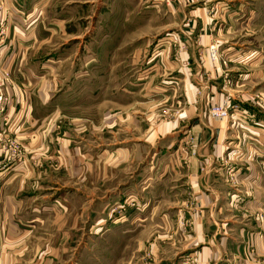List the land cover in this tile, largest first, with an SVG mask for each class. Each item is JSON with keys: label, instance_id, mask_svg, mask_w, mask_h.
<instances>
[{"label": "crops", "instance_id": "crops-1", "mask_svg": "<svg viewBox=\"0 0 264 264\" xmlns=\"http://www.w3.org/2000/svg\"><path fill=\"white\" fill-rule=\"evenodd\" d=\"M148 2L133 29L130 7L118 20L100 0H3L5 129L22 153L0 159V264H68L69 236L84 235V188L116 169L132 171L125 190L135 197L136 185L156 186L148 201L174 207L126 219V236L134 216L141 226L129 249L139 260L131 252L125 264H180L182 252L188 264H264V0ZM86 27L97 30L85 37ZM211 43L227 66L209 59ZM224 96L252 119L208 116V101ZM164 104L178 116L157 120Z\"/></svg>", "mask_w": 264, "mask_h": 264}, {"label": "rangeland", "instance_id": "rangeland-1", "mask_svg": "<svg viewBox=\"0 0 264 264\" xmlns=\"http://www.w3.org/2000/svg\"><path fill=\"white\" fill-rule=\"evenodd\" d=\"M150 3L151 0H147ZM146 0H100L101 7L112 5L114 8L117 9V15L118 20H120L122 14H123V8L126 6L127 8H131L133 12L132 20L133 29L135 25L139 24L142 19H144V15L146 13V9L143 7L147 5ZM3 2V0H1ZM3 5V3H2ZM120 9L121 12L119 11ZM136 10L138 12L136 13ZM89 13V12H86ZM128 13V12H127ZM130 14V13H129ZM130 16V15H129ZM107 14L106 12H103L102 18H106ZM97 29L93 27H86L85 28V34L87 36L94 34ZM125 30V29H123ZM170 30H166L162 32L159 38L163 37L167 33H169ZM169 36V35H166ZM89 38H86V41ZM158 38H155L154 40L157 41ZM163 40L165 42L166 38L163 37ZM85 41V40H84ZM155 41V42H156ZM172 41V40H171ZM164 42L161 40H158L154 46L160 47L164 45ZM92 45V44H91ZM153 50H151L150 54ZM220 52V51H219ZM119 61V60H118ZM128 61V59H126ZM108 63V60L102 61L103 63ZM122 66L124 65V60L120 63ZM119 66V65H118ZM121 71V69H120ZM135 73V72H133ZM224 75V74H223ZM121 76V75H120ZM103 77L105 78V81L108 80V75H105ZM221 77L222 74H221ZM102 80V79H101ZM227 98L224 96L223 99ZM216 102V103H220ZM211 104H214V102L208 101L207 103V109L206 114L210 116L208 109ZM180 107L177 106H167L164 104V106H161L158 110L159 113H157V120H169L172 118H176L179 114ZM211 117V116H210ZM213 118V117H211ZM217 119V118H216ZM188 123H183L181 127L179 128V133L181 136H184L188 134L189 127ZM104 143L108 142V137L101 138ZM182 145L185 147H190L192 145L191 139H184L182 140ZM171 151H173L171 149ZM168 156V155H163ZM172 156V155H170ZM166 164L168 162V159H165V161H157L155 164ZM152 169H155L152 168ZM155 171V170H154ZM132 171H125L122 169H116L114 171L106 170L104 174L101 175V183L99 186H96L92 188L85 187V199L83 208H84V218L80 222V226L84 228V235L81 238V235L78 236V240H76V236L72 235L69 236V250L65 253L64 259L68 260V264H114L116 261L117 264H125V259H129L131 257L132 253L136 254L135 256L138 257L139 260V251H131V247L137 246L139 238L137 235L140 231L141 221L137 216L133 217V225L131 228L135 231V234L131 236H126L124 232V228H130L131 221L126 220L130 215L132 214H139L140 211L146 210L150 211V209H153L154 207L158 208L157 210L164 211L166 213H170L173 211V202H171L169 199H165V201L160 202H150L148 201V197L153 196H159L161 193V188H157L156 186H150L148 193L146 192V189H142L139 186L136 185L133 190H139L140 193H137L141 198H137L132 194L134 192H130L128 189H126V185L131 182V175ZM164 175L166 177H169L168 181L165 180V185L167 186L165 191H163L162 188V194L171 196L172 195V179L173 176L169 174V171L167 170ZM158 174H154L153 178H157ZM126 186V187H125ZM95 192L92 195V192ZM123 192L122 195L119 196V199L117 198L116 193ZM147 193V195H146ZM188 193V192H187ZM89 196V197H88ZM94 198V199H93ZM117 198V199H116ZM71 206H75L76 203L70 204ZM176 205V204H175ZM189 209L188 203H181L179 207L175 206V210H181L178 211L181 215L180 218V225L182 227H189L190 218L185 217L184 212L185 210ZM100 214V215H99ZM126 221H128L126 224H124ZM130 223V226H129ZM167 225H172V219H166ZM116 227V228H115ZM130 230V229H129ZM129 241V243H128ZM179 262L180 264H188L190 260H188V252H182L179 254Z\"/></svg>", "mask_w": 264, "mask_h": 264}, {"label": "built area", "instance_id": "built-area-1", "mask_svg": "<svg viewBox=\"0 0 264 264\" xmlns=\"http://www.w3.org/2000/svg\"><path fill=\"white\" fill-rule=\"evenodd\" d=\"M3 2L0 0V9L3 8ZM208 56L212 62L219 63L220 66L225 67L229 59L222 56L215 43L208 45ZM225 75V73H224ZM10 78L8 72L0 73V159L15 160L22 153V148L19 141L11 136L5 129V111L8 103V96L5 93V86L9 83ZM208 112L213 118H235L242 117L244 122L252 119V113L240 109L237 104L233 103L229 98L223 99L220 103H214L209 106ZM240 123V121H238Z\"/></svg>", "mask_w": 264, "mask_h": 264}]
</instances>
